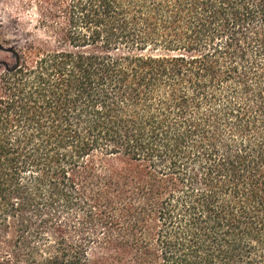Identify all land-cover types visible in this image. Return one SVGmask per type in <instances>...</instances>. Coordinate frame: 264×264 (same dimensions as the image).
<instances>
[{
  "label": "trees",
  "instance_id": "1",
  "mask_svg": "<svg viewBox=\"0 0 264 264\" xmlns=\"http://www.w3.org/2000/svg\"><path fill=\"white\" fill-rule=\"evenodd\" d=\"M0 76L4 264H264V0H34Z\"/></svg>",
  "mask_w": 264,
  "mask_h": 264
},
{
  "label": "rangeland",
  "instance_id": "2",
  "mask_svg": "<svg viewBox=\"0 0 264 264\" xmlns=\"http://www.w3.org/2000/svg\"><path fill=\"white\" fill-rule=\"evenodd\" d=\"M37 20L34 0H0V76L4 72V63L11 60L9 50L23 44L24 32H34ZM3 253L0 250V264H4Z\"/></svg>",
  "mask_w": 264,
  "mask_h": 264
}]
</instances>
